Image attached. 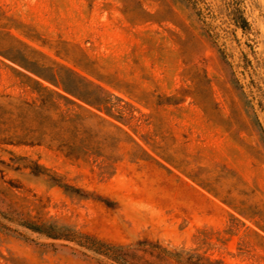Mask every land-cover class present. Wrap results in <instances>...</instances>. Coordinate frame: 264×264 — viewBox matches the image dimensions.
Segmentation results:
<instances>
[{
    "label": "rangeland",
    "instance_id": "374dc122",
    "mask_svg": "<svg viewBox=\"0 0 264 264\" xmlns=\"http://www.w3.org/2000/svg\"><path fill=\"white\" fill-rule=\"evenodd\" d=\"M0 10L43 55L28 65L53 78L54 66L82 94L100 93L80 77L100 85L111 113H82L73 156L0 143V264H183L175 252L264 264V0ZM19 46L0 35V95L33 100L16 72L27 71L4 56L19 59Z\"/></svg>",
    "mask_w": 264,
    "mask_h": 264
},
{
    "label": "trees",
    "instance_id": "16d2710c",
    "mask_svg": "<svg viewBox=\"0 0 264 264\" xmlns=\"http://www.w3.org/2000/svg\"><path fill=\"white\" fill-rule=\"evenodd\" d=\"M0 19H8L1 10ZM236 22L242 28L246 25V20L243 17H239ZM11 27L12 25H7V23H0V35L9 36L20 45V48L16 50L19 59L3 55L27 71L16 70L17 74L21 77V83L29 87L36 94V97L33 100H28L22 97H13L9 94L0 95V98L6 99L5 106L7 108L3 112L5 113L4 116L6 115L5 119L0 121V143L26 145L45 143L64 152L66 156H73L75 144L71 140V135L73 130L80 134L82 133L84 127L82 113L92 114L102 120L103 118L96 111H104L107 114H111L109 108L105 105L106 98L101 95L104 89L100 85L80 77L78 86L84 87L85 90L87 87H93L100 93L94 96L90 94L86 95V93L82 94L71 87L72 85L62 80L59 71H55L54 66L44 67L46 70L52 72L54 78L46 77L37 69L32 68L26 63L29 55L42 54L12 34L10 31ZM66 71L72 74L75 73L69 68H66ZM30 73L35 75V77L30 75ZM57 75L59 79L56 78ZM40 78L51 85L45 84ZM75 108L79 112H74ZM81 142L82 140L80 139ZM63 186L68 188V185ZM29 226L37 231H43L41 227ZM261 229L264 231V228ZM47 234L54 236L50 233ZM86 238L92 242H97L87 235ZM172 256H175L176 260L183 264L217 263L216 260L210 257H202L200 255L184 257L180 253L175 252L172 253Z\"/></svg>",
    "mask_w": 264,
    "mask_h": 264
}]
</instances>
